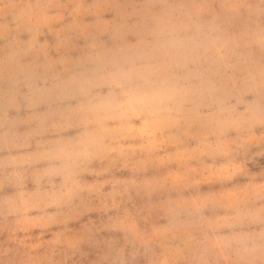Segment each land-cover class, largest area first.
I'll list each match as a JSON object with an SVG mask.
<instances>
[{"label":"rangeland","instance_id":"rangeland-1","mask_svg":"<svg viewBox=\"0 0 264 264\" xmlns=\"http://www.w3.org/2000/svg\"><path fill=\"white\" fill-rule=\"evenodd\" d=\"M243 2L19 0L0 19V260L58 259L87 231L82 264L104 241L128 264H264V47Z\"/></svg>","mask_w":264,"mask_h":264},{"label":"clouds","instance_id":"clouds-1","mask_svg":"<svg viewBox=\"0 0 264 264\" xmlns=\"http://www.w3.org/2000/svg\"><path fill=\"white\" fill-rule=\"evenodd\" d=\"M19 5V0H0V19L4 17H14ZM212 10L211 5L205 6ZM232 8H243L245 10L243 18L246 21L248 29L252 35L257 32L264 47V0H244L241 5H229ZM8 25L0 23V34L6 31ZM259 139L264 143V130L261 131ZM264 155V152L260 153ZM98 233H89L84 231L75 238H67L65 244L59 249V258L51 261L38 262V264H82V260H76L77 255H84V248L87 245L99 246L101 242L96 239ZM103 246L106 249L104 254L90 264H128L123 258L126 255V246L116 241H104ZM12 251L8 249V253ZM4 254V249L0 248V255ZM0 264H13L12 261L0 260ZM19 264V262H18Z\"/></svg>","mask_w":264,"mask_h":264}]
</instances>
